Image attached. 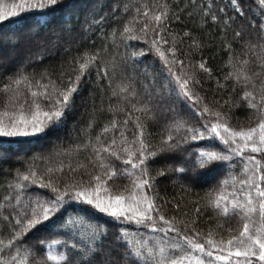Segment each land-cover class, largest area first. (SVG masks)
Instances as JSON below:
<instances>
[{
	"label": "trees",
	"instance_id": "16d2710c",
	"mask_svg": "<svg viewBox=\"0 0 264 264\" xmlns=\"http://www.w3.org/2000/svg\"><path fill=\"white\" fill-rule=\"evenodd\" d=\"M157 2L168 3L171 11L183 9L178 11L179 20L169 16L162 35L168 40L169 45L175 38L177 57L185 65L184 71L195 73L199 79L195 91L203 98L204 103L228 112L229 105L237 102L245 90H253L251 84L246 89L242 83L236 82L234 76L237 71L242 70L249 76L258 73L253 76V83L257 86L264 79V67L258 59L261 45L264 44V40L260 39L259 28L264 16L261 15L258 0H238L235 8L230 0H211L213 11L221 21L225 17L233 18L228 28H225L222 22H212L210 17H204L198 8L192 7L191 0H68L63 6L51 12L31 9L0 21V118L7 120L8 117H4L3 113L18 112L21 110L20 105H23V110L27 113L33 101L31 91L37 93L43 91L41 85H47L48 91L52 90L53 84L57 87H66L68 76L73 75L69 67L70 59L81 56L85 51L95 53L100 49L97 66H100V62L107 65L111 77L109 84L107 79L98 77L96 69H93L87 82L76 94L74 106L63 122L46 129L44 133L27 139L0 137V157L6 154V158H0V205L3 206L0 207V212L8 215L9 219L13 218L11 215L13 210L7 207L4 198L9 195L8 185L16 182L17 171L25 173L31 166L37 173L35 185L30 181L25 182L28 187L24 190L22 205L29 196L47 192L48 189L39 185L49 179L87 182L88 175L85 173L95 175L99 172L93 145L98 148L100 143L108 145L112 140H116V145L112 147L118 150L117 146L122 143L121 136L129 144H133L135 138H138L136 117H139L140 123L144 125V139L150 150L157 148L162 138L168 135L169 129L177 138L184 134L183 128L179 133L176 132L174 122L183 121L185 125L196 124L197 117L193 114L194 110L190 102L181 104L176 102L174 97L169 98L159 76L153 83L151 77L142 75L144 64L152 58L149 57L148 61L141 62L138 66L132 65L125 59L126 50L119 41L118 32L115 42L110 34L113 28L121 30L128 17L135 15V8L142 4L149 6V15L154 14L152 5ZM18 3L19 0H0V12L7 15V12L14 10L13 6ZM208 3L209 0H195L196 5L206 6ZM114 6H116L115 12H113ZM125 6L128 7V12H124ZM221 8L224 9L223 12L219 11ZM236 8L241 9V12H237ZM189 12L193 14L188 15ZM101 17H106L102 24L90 25L92 19L99 20ZM113 17L120 19L116 21ZM142 23V20H138L136 27L138 28ZM101 27L104 29L102 33ZM185 32L189 35H184ZM236 32L240 35L237 36ZM17 37L18 43H14ZM148 38L151 39V34ZM193 38L200 45L198 49L192 44ZM41 41L44 42L43 48L40 46ZM225 45H230V49ZM129 46V50L148 47L143 40L130 41ZM166 47L167 45L162 46V48ZM37 52L42 55L39 62H29L26 59L30 53ZM200 61L205 62L206 67L210 69V75L196 66ZM245 61L247 63H244ZM113 64L116 65L115 75H112ZM189 64L192 67H188ZM159 65L160 61L157 59L153 72L158 71ZM176 70L179 71V65ZM61 72L65 73L63 77L60 75ZM229 73L233 75L229 76ZM21 74L29 78L31 89L23 81L19 86L12 83V80L19 78ZM36 81H39L40 85H37ZM6 84H11V87L5 89ZM122 85H126L129 92L134 90L135 94L130 97L131 102L120 99V95H128V92L113 95L114 91L119 93ZM256 95L258 99V93ZM35 99L42 106L47 103L39 95ZM226 101L229 103L226 104ZM132 104H136L137 108L147 104L150 112L135 111ZM119 107L124 108V111H119ZM255 115V111L248 108L244 102L242 106L231 109L229 123L237 130L241 127H254L258 123V118H250V116L255 117ZM125 119L128 120L127 124L124 123ZM113 120L116 122L115 128L111 127ZM104 128H108L107 133H102L101 130ZM98 134L101 137L99 142L96 140ZM214 143L218 148H223L219 141ZM185 147L187 151L184 156L192 153L193 162L198 149L217 150L213 147V142L208 140L189 141ZM118 154L124 159L127 158L122 152L118 151ZM101 155L108 154L101 153ZM248 155H255L264 163L262 154L251 153L246 149L243 155L233 154L230 164L224 162L219 167L206 171L197 169L195 173H189L191 178L185 182L186 187H181L180 183H173L175 175L171 172H166L165 176H157L149 195L156 197V204L166 218L186 219L188 223L195 221L193 227L201 233L196 237L199 242L204 243V237L210 231L214 239H227L229 235H236L243 229L244 221L230 205L228 215H222L219 210L213 209L209 205V194L218 191L221 182L227 180L229 182L225 187L228 192L231 193L235 189L240 199H243L240 192L247 190V185H241L239 181L246 179L243 166ZM183 158L176 154L160 156L155 161H150L148 163L150 175L156 176L157 170L165 169L167 165L180 166ZM108 162L121 171L124 167L128 168V173L107 181L110 192L116 194L125 189L130 191L133 180L139 173L133 172L130 165L125 166L123 159L109 156ZM49 168L53 170L51 173L48 172ZM232 177L236 178L234 184ZM125 194L127 195V192ZM11 202L16 203L14 198H11ZM98 215L103 216V214ZM262 226L264 224L260 222L257 208V212L251 217V229L254 231L256 227ZM127 227L130 231L138 233L136 239L158 235L134 224H129ZM184 231L187 235L195 236L191 229ZM169 235L175 234L169 233ZM8 238L7 230L0 232V239H3L5 244ZM52 238L54 237L50 228H41L29 234L28 243L35 245L39 239ZM59 238L63 239V237ZM184 247L187 248V245ZM36 252L37 258L43 256V249L39 246ZM114 255L117 259L120 258L118 253ZM32 260L33 258L30 257V264Z\"/></svg>",
	"mask_w": 264,
	"mask_h": 264
},
{
	"label": "snow or ice",
	"instance_id": "6c2138e0",
	"mask_svg": "<svg viewBox=\"0 0 264 264\" xmlns=\"http://www.w3.org/2000/svg\"><path fill=\"white\" fill-rule=\"evenodd\" d=\"M67 2L68 0H19V3L13 6L14 10L7 12V15L0 12V21L31 9L51 12ZM191 2L193 8H198L203 16L210 17L212 22H222L225 28L231 26L230 21L233 18L225 17L221 21L213 11L211 0L206 6L196 5L195 0ZM230 3L235 8L238 0H230ZM258 4L261 7V15L264 16V0H258ZM115 10L116 6L113 12ZM123 10L129 11L127 6ZM178 11H171L166 2H157L152 5L154 14L149 15V6L142 4L135 8V15L128 17L121 30L113 28L110 34L115 42L118 32L119 41L126 50L125 59L132 65L138 66L141 62L148 61L149 57L152 58L144 64L142 75L151 77L153 83L159 76L169 98L174 97L175 101L181 104L190 102L194 110L193 114L197 117L196 124L185 125L183 121L174 122L176 132L179 133L183 128L184 134L177 138L169 129L168 135L162 138L157 148L150 150L144 139V125L140 123V118L136 117L138 138H135L133 144H129L121 136L122 143L117 146L118 150L112 147L116 145V140H112L108 145L100 143L98 148L93 145L99 172L95 175L85 173L88 175L87 182L49 179L46 183L39 185L41 188L48 189L47 192L29 196L22 205L24 190L28 187L25 182L30 181L35 185L37 173L31 166L25 173L17 171L16 182L8 185L9 195L4 198L7 201V207L13 210L11 213L13 218L9 219L8 215L0 212V232L7 230L9 236L6 244L3 239H0V264H30V257L33 258L32 264H48V262L52 264H264V226L256 227L254 231L251 229V217L257 212V208L260 222L264 224V163L255 155H248L243 166L246 179L239 181L241 185H247V190L240 192L243 199H240L235 189L231 193L228 192L225 187L229 182L227 180L221 182L218 191L209 194V205L213 209L219 210L222 215H228L230 205L231 209L244 221L243 229L236 235H229L227 239H214L210 231L204 237L205 242H199L196 237H199L201 233L193 227L195 221L188 223L186 219L166 218L156 204V197L149 195V191L156 183V177L165 176L166 172L175 175L173 183H180L181 187H186L185 182L191 178L189 173H195L197 169L206 171L219 167L224 162L230 164L233 154L243 155L246 149L251 153H260L264 158V79L257 86L253 83V76L258 73L249 76L242 70L237 71L234 76L236 82L242 83L246 89L251 84L253 90H245L237 102L229 105L228 112L204 103L203 98L199 97L195 91V86L200 82L199 79L195 73L184 71L185 65L177 57L175 38L169 45L168 40L162 35L170 15L176 20L180 19ZM219 11L223 12L224 9L221 8ZM236 11L241 12V9L236 8ZM192 14V12L188 13V15ZM113 18L116 21L120 19ZM105 19L106 17H101L99 20L92 19L90 25L102 24ZM138 20H142L143 23L137 28ZM259 28L260 39L264 40V21ZM103 31L101 27L100 32ZM149 34L151 39L148 38ZM184 35L189 33L185 32ZM236 35L239 36L240 33L236 32ZM18 40L17 37L13 42L18 43ZM135 40H143L148 47L129 50V42ZM192 44L196 49L200 47L195 38ZM43 45L44 42L41 41V48ZM163 45L167 47L162 48ZM225 47L230 49V45ZM99 53L100 49L95 53L85 51L81 56L70 59L69 67L73 75L68 76L66 87H57L53 84L52 90L48 91L47 85H41L43 91L39 93L31 91L33 101L27 113L23 110V105H20L21 110L18 112H4L3 116L8 119L0 118V137L25 139L36 137L44 133L46 129L62 123L74 106L76 94L87 82L93 69H96L98 77L102 76L110 84L108 66L102 62L99 67L97 66ZM26 59L29 62H39L42 55L40 52L30 53ZM157 59L160 65L158 71L153 72ZM258 59L264 67V44L261 45ZM177 65H179V71L176 70ZM196 66L210 75V69L206 67L205 62L200 61ZM115 67L116 65L113 64L112 75H115ZM188 67L192 65L189 64ZM17 72L19 73V68ZM60 75L63 77L65 73L61 72ZM232 75L229 73V76ZM22 81L31 89L29 78L22 74L19 78L12 80V83L19 86ZM36 83L40 85L39 81ZM10 87L11 84L4 85L5 89ZM126 92L128 95H120V99L131 102L130 97L135 93L134 90L129 92L126 85L120 87L119 93L114 91L113 95ZM256 93H258V99ZM38 95L47 101L43 106L35 99ZM151 98L149 94V100ZM244 102L248 108L255 111V117L250 116V118H258V123L254 127H241L237 130L229 123L230 112L232 108L242 106ZM132 108L135 111L150 112L147 104L140 108L132 104ZM118 110L123 112L124 108L119 107ZM124 123L127 124L128 120L125 119ZM111 127H116L115 120L112 121ZM101 131L107 133L108 128ZM100 139L98 134L97 142ZM199 140L213 142V147L217 150L198 149L193 162L192 153L184 156L187 151L185 146L189 141ZM215 141H219L223 148H218ZM118 151L126 154L127 158L120 156ZM101 153L108 155H101ZM176 154L184 157L180 166L167 165L165 169L157 170L156 176L150 175L148 169L150 161H155L160 156ZM109 156L123 159L125 166L130 165L133 172L139 173L133 180L130 191L125 189L116 194L110 192L107 181L115 180L118 175L128 173V168L124 167L122 171L114 168L108 162ZM0 158H6V154ZM78 167L82 166L78 165ZM52 171L51 168L48 169L49 173ZM231 179L234 184L236 178ZM230 196L231 199H229ZM11 198L15 199V204H12ZM0 207L3 206L0 205ZM129 224L147 228L158 235L136 239L138 233L130 231L127 227ZM41 228H50L54 238L39 239L37 244H29V234ZM188 229H191L195 236L185 234L184 230ZM169 233L175 235L170 236ZM184 245H187V248ZM37 246L43 249V256L40 258H37ZM114 253H118L120 258L117 259ZM240 257L243 259H236Z\"/></svg>",
	"mask_w": 264,
	"mask_h": 264
},
{
	"label": "rangeland",
	"instance_id": "374dc122",
	"mask_svg": "<svg viewBox=\"0 0 264 264\" xmlns=\"http://www.w3.org/2000/svg\"><path fill=\"white\" fill-rule=\"evenodd\" d=\"M168 110H169V108H168ZM162 112H163V110H162ZM173 112V111H172Z\"/></svg>",
	"mask_w": 264,
	"mask_h": 264
}]
</instances>
